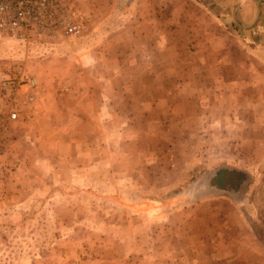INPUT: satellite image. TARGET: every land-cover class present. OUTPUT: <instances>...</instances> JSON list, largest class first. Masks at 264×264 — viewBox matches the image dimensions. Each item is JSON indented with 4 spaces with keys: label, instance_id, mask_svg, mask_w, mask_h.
Segmentation results:
<instances>
[{
    "label": "rangeland",
    "instance_id": "rangeland-1",
    "mask_svg": "<svg viewBox=\"0 0 264 264\" xmlns=\"http://www.w3.org/2000/svg\"><path fill=\"white\" fill-rule=\"evenodd\" d=\"M121 11L112 0H75L81 33L58 42L0 32V264H169L181 249L185 264H212L220 239L245 236L237 211L260 216V201H251L260 183L240 205L209 191L224 163L264 178L259 114L231 115L210 100L200 109L194 96L186 108L174 90L142 116L129 104L133 92L120 89L107 94L116 117H100L101 33ZM20 71L37 80L34 101L26 85L1 88L3 74L16 85ZM187 190L205 194L187 200Z\"/></svg>",
    "mask_w": 264,
    "mask_h": 264
},
{
    "label": "crops",
    "instance_id": "crops-1",
    "mask_svg": "<svg viewBox=\"0 0 264 264\" xmlns=\"http://www.w3.org/2000/svg\"><path fill=\"white\" fill-rule=\"evenodd\" d=\"M112 1L122 10V15L119 14V24L106 25L105 33H101L105 47L99 52L103 62L99 69L100 104L107 112L101 118L109 114L116 117L110 109L113 100H109L108 92L126 89L133 92L129 104L136 103L142 116L151 111L157 95L176 90L186 108L191 102L189 98L194 96L193 103L200 109L210 100L213 106L226 103L232 109H227L228 114L238 115L243 108L246 116L256 118L259 114L257 117L264 120V110L260 113L256 107L264 106V0ZM111 6L113 9L114 4ZM114 32L120 33V39ZM113 40L127 45L126 50H120L117 44L114 54L109 49ZM249 75L254 81L250 84L244 79ZM89 96L94 98L93 93ZM214 96L226 99L220 102ZM235 104L239 108L233 109ZM260 134L264 137L263 131ZM259 151L264 153V143ZM260 180L254 176L245 191L247 194L252 184H261L260 194L253 199L254 189L251 190V201H257L256 198L260 201V216L256 219L253 210L237 211L233 219L243 225L240 229L245 236L243 239L235 236L229 241L220 239L215 249L218 256L213 255L218 260L212 264H264V230L255 227H264V178ZM235 181L240 183L239 179ZM246 197L240 202L234 201L235 204L240 205ZM255 207L252 203L251 208ZM226 248L229 254L219 255ZM179 252L178 259L170 252L169 264H185L183 250ZM222 257H227L228 263Z\"/></svg>",
    "mask_w": 264,
    "mask_h": 264
},
{
    "label": "built area",
    "instance_id": "built-area-1",
    "mask_svg": "<svg viewBox=\"0 0 264 264\" xmlns=\"http://www.w3.org/2000/svg\"><path fill=\"white\" fill-rule=\"evenodd\" d=\"M75 0H0V32H9L20 41L35 38L58 42L65 38L77 37L81 33V23L74 13ZM29 101L36 96L30 91L37 89L36 78L20 71L15 85L7 74L1 78V88L14 93L23 86ZM13 111L11 116L16 118Z\"/></svg>",
    "mask_w": 264,
    "mask_h": 264
},
{
    "label": "trees",
    "instance_id": "trees-1",
    "mask_svg": "<svg viewBox=\"0 0 264 264\" xmlns=\"http://www.w3.org/2000/svg\"><path fill=\"white\" fill-rule=\"evenodd\" d=\"M216 169V174L220 175V179L218 181H216L217 179L210 181L209 191H227L235 202L243 200L248 184L253 181L254 174L245 168L228 163H224ZM235 179H239L240 183H237ZM204 194L205 193L201 195H199V193L191 194L189 190L184 192L187 200L193 199L194 197L199 198V196H203Z\"/></svg>",
    "mask_w": 264,
    "mask_h": 264
},
{
    "label": "flooded vegetation",
    "instance_id": "flooded-vegetation-1",
    "mask_svg": "<svg viewBox=\"0 0 264 264\" xmlns=\"http://www.w3.org/2000/svg\"><path fill=\"white\" fill-rule=\"evenodd\" d=\"M228 174H229V173H228ZM228 174H227V175H228ZM231 179H232V178H231ZM235 180H236V179H235Z\"/></svg>",
    "mask_w": 264,
    "mask_h": 264
}]
</instances>
